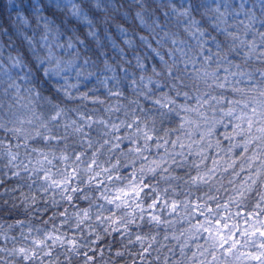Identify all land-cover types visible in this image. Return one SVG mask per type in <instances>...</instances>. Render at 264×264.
<instances>
[{"label": "clouds", "instance_id": "obj_1", "mask_svg": "<svg viewBox=\"0 0 264 264\" xmlns=\"http://www.w3.org/2000/svg\"><path fill=\"white\" fill-rule=\"evenodd\" d=\"M0 264H264V0H0Z\"/></svg>", "mask_w": 264, "mask_h": 264}]
</instances>
